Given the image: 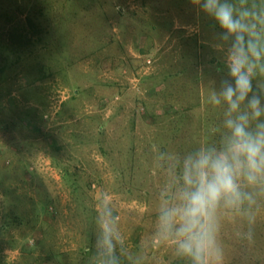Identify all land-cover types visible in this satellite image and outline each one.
<instances>
[{
    "label": "rangeland",
    "instance_id": "obj_1",
    "mask_svg": "<svg viewBox=\"0 0 264 264\" xmlns=\"http://www.w3.org/2000/svg\"><path fill=\"white\" fill-rule=\"evenodd\" d=\"M218 32L190 0H0V264H113L106 208L116 264H187L156 218L168 157L220 139ZM254 215L221 214L223 264H264Z\"/></svg>",
    "mask_w": 264,
    "mask_h": 264
},
{
    "label": "clouds",
    "instance_id": "obj_2",
    "mask_svg": "<svg viewBox=\"0 0 264 264\" xmlns=\"http://www.w3.org/2000/svg\"><path fill=\"white\" fill-rule=\"evenodd\" d=\"M190 3L219 29L216 47L226 75L208 102L223 109L221 136L168 157L154 243H171L187 264H223L221 214H243L253 223L264 200V0ZM101 231L104 251L116 264L113 241L120 237L107 208Z\"/></svg>",
    "mask_w": 264,
    "mask_h": 264
},
{
    "label": "trees",
    "instance_id": "obj_3",
    "mask_svg": "<svg viewBox=\"0 0 264 264\" xmlns=\"http://www.w3.org/2000/svg\"><path fill=\"white\" fill-rule=\"evenodd\" d=\"M28 20H29V22H31V19L30 18H28ZM14 35L15 37H20V38H22V36H26V34H27V31H26V29L24 28H22V29H20V30H18V28L17 29H12L11 31H10V35ZM20 40V39H19ZM1 46V45H0ZM3 48V47H2ZM2 68H3V66L2 65H0V73L2 72ZM178 262H183V259L182 258H178Z\"/></svg>",
    "mask_w": 264,
    "mask_h": 264
}]
</instances>
